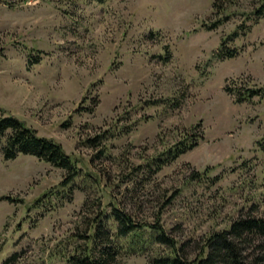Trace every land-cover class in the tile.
Returning <instances> with one entry per match:
<instances>
[{
	"label": "rangeland",
	"instance_id": "obj_1",
	"mask_svg": "<svg viewBox=\"0 0 264 264\" xmlns=\"http://www.w3.org/2000/svg\"><path fill=\"white\" fill-rule=\"evenodd\" d=\"M214 1L0 0V108L79 168L62 186V169L0 151V264H67L113 207L158 221L188 258L237 217L264 215V98L225 91L264 86L262 0ZM239 25L236 55L219 59ZM189 133L196 147L151 165ZM142 236L143 252L123 249L120 264L168 252Z\"/></svg>",
	"mask_w": 264,
	"mask_h": 264
},
{
	"label": "trees",
	"instance_id": "obj_2",
	"mask_svg": "<svg viewBox=\"0 0 264 264\" xmlns=\"http://www.w3.org/2000/svg\"><path fill=\"white\" fill-rule=\"evenodd\" d=\"M95 1L102 3L105 0ZM216 5L215 0L213 6ZM252 12L257 18L264 15V0ZM220 22L219 20L213 22L208 29L217 26ZM244 26L239 25L240 29L222 38L216 52L219 59L232 58L236 55V50L228 44L239 34H245L249 30V27ZM164 53L159 56L167 61L170 57L168 47L164 49ZM39 58L38 54H29L28 62L38 63ZM231 88L226 86L225 91L231 90L237 102L250 101L254 97L264 98V86L240 87L236 90ZM200 137L199 134L185 135L153 158L151 165L156 169L162 168L196 147ZM88 142L94 145L99 143L95 138L89 139ZM0 151L4 159H14L20 153L28 154L62 169L64 171L63 180L60 182L62 186L69 184L79 174L74 159L64 151L60 143L50 137L39 135L34 128L2 108H0ZM4 198L10 199L8 196ZM38 201L40 199L36 202ZM109 221H112L111 224L108 223ZM91 228L86 242L77 245L66 257L67 264H120L118 256L123 249L129 252H143L146 243L142 235L145 232L148 240L168 248L167 253L148 258L147 264H264V215L247 213L232 220L228 228L212 232L205 238L200 251L193 258H188L181 252V247H177L175 239L166 233L158 221L138 224L117 207H113L108 216H99ZM122 242H126V246ZM13 257L14 255L11 256Z\"/></svg>",
	"mask_w": 264,
	"mask_h": 264
}]
</instances>
